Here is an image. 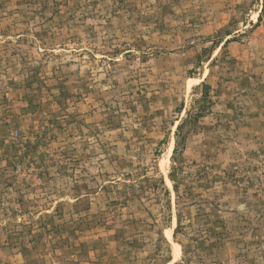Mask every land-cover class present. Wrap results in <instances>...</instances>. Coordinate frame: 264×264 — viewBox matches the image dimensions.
I'll use <instances>...</instances> for the list:
<instances>
[{
  "label": "rangeland",
  "instance_id": "rangeland-1",
  "mask_svg": "<svg viewBox=\"0 0 264 264\" xmlns=\"http://www.w3.org/2000/svg\"><path fill=\"white\" fill-rule=\"evenodd\" d=\"M0 264H264V0H0Z\"/></svg>",
  "mask_w": 264,
  "mask_h": 264
}]
</instances>
